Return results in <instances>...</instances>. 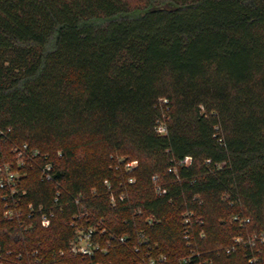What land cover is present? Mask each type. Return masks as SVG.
Wrapping results in <instances>:
<instances>
[{
	"label": "trees",
	"instance_id": "trees-1",
	"mask_svg": "<svg viewBox=\"0 0 264 264\" xmlns=\"http://www.w3.org/2000/svg\"><path fill=\"white\" fill-rule=\"evenodd\" d=\"M133 1L0 0V164L18 169L6 146L40 152L15 193L0 187V264H184L192 249L246 264L224 252L231 217L264 231V0ZM81 219L113 247L71 254Z\"/></svg>",
	"mask_w": 264,
	"mask_h": 264
},
{
	"label": "built area",
	"instance_id": "built-area-1",
	"mask_svg": "<svg viewBox=\"0 0 264 264\" xmlns=\"http://www.w3.org/2000/svg\"><path fill=\"white\" fill-rule=\"evenodd\" d=\"M164 102H167V100H164ZM10 129H2L0 128V147L2 143L8 139ZM158 131L162 134L166 133L167 128L164 123L159 124ZM12 152L16 155L18 164L17 168H23L27 165L32 166L34 165L33 160L35 157L40 155V152L37 150H30L28 144H24L23 146H15L12 149ZM192 158L190 156H187L183 161L180 162V165L188 166L191 163ZM121 164L124 165V168L127 172H133L137 166L138 161H129L124 162L121 161ZM120 164L116 166V169H118ZM18 169L14 170L12 165L10 163L4 162L3 164H0V187L3 189H10L11 193H15L17 191V187L20 184L21 179V173L18 171ZM42 171V179L46 181H52L54 179V172H53V166L51 163H46L41 168ZM170 171L176 172L177 168L172 167L170 168ZM154 182L156 183V190L158 193H166V190L163 189L158 183V177H153ZM129 181L132 183L135 181L134 178H130ZM125 197V194L122 193L120 195V199L123 200ZM9 196L5 194L3 196V199L6 201L8 200ZM227 200H229L230 205H234L237 203V201L230 200V197L228 195L225 196ZM58 200V198L56 199ZM112 202L115 204L116 199L114 196H112ZM8 208V207H7ZM192 213L186 214V235L185 238L188 240V245L192 246V242L189 240V227H190V218L189 216ZM14 212L12 209L8 208V210L5 213V216L9 219L14 218ZM54 214H43L41 216V224L44 227H49L52 221ZM231 221L238 224L240 227V233L233 238V243L229 247H227L224 252L226 254L234 253L238 250L240 247H244L247 249L246 252V258L247 262L246 264H262V247L264 246V231L263 232H253L250 234H245V230L247 229V225L251 223L250 217H244L241 214H234L231 217ZM75 224L72 223V226ZM77 238L75 241L71 242L72 249L81 256H93L98 251L101 250L99 243L95 240V234L96 231L93 227L88 228H81L77 229ZM121 241L124 242L125 238L122 237ZM136 251H140V249L137 247ZM194 256L199 257L201 256V253L192 249V252L189 256L183 258L182 262L184 264H205L208 263L207 261L202 260H194ZM166 261L165 256H161L159 258H155L149 253L144 254L138 264H159Z\"/></svg>",
	"mask_w": 264,
	"mask_h": 264
},
{
	"label": "rangeland",
	"instance_id": "rangeland-1",
	"mask_svg": "<svg viewBox=\"0 0 264 264\" xmlns=\"http://www.w3.org/2000/svg\"><path fill=\"white\" fill-rule=\"evenodd\" d=\"M133 2H135L134 4H136L137 2H138V0H134ZM5 148V147H4ZM3 148V153L5 154V158L6 157H8L7 156V154L8 153H10V152H12V149H11V146L9 147V146H6V148L4 149ZM115 156H116V159H118V161L120 162V161H122V160H125L126 158H135L136 156H135V153H131V152H117L116 154H114ZM5 160H7L6 162L7 163H11L10 162V159H9V157L7 158V159H5ZM18 171L20 172V170L18 169ZM19 213L20 214H22V211H19ZM76 223H77V229L79 230V229H81V228H84L85 229V224H84V222L82 221V219L80 220V224H82V226H80V225H78V222L76 221ZM43 226V225H42ZM44 227V226H43ZM94 229H95V231H96V234H95V240L99 243V245H100V248H101V250L99 251V252H101V251H106L107 249V247H106V245H108V246H111L112 245V243H111V241L109 240V238H108V236H107V234H106V229L104 228V229H98L97 227H94V226H92ZM46 228V227H45ZM78 233H77V231H76V235H77ZM73 242L75 241V239H73L72 240ZM71 241V242H72ZM112 247H113V245H112ZM69 250V252L71 253V254H73V255H77V256H81V255H79V254H77L73 249H72V247H71V243H70V248L68 249ZM63 253V251H61V254ZM161 257V256H160Z\"/></svg>",
	"mask_w": 264,
	"mask_h": 264
}]
</instances>
